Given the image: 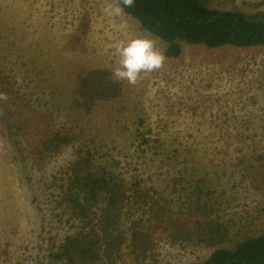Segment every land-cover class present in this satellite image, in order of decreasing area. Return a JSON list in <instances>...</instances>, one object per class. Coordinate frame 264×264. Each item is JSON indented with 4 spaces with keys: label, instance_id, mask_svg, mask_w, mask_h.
<instances>
[{
    "label": "rangeland",
    "instance_id": "obj_1",
    "mask_svg": "<svg viewBox=\"0 0 264 264\" xmlns=\"http://www.w3.org/2000/svg\"><path fill=\"white\" fill-rule=\"evenodd\" d=\"M182 47L166 56L117 0H0V264H67L53 253L84 224L55 209L54 181L80 152L168 196L199 233L155 232L144 259L128 239L102 264H191L264 232V47Z\"/></svg>",
    "mask_w": 264,
    "mask_h": 264
},
{
    "label": "trees",
    "instance_id": "obj_2",
    "mask_svg": "<svg viewBox=\"0 0 264 264\" xmlns=\"http://www.w3.org/2000/svg\"><path fill=\"white\" fill-rule=\"evenodd\" d=\"M117 1L145 31L167 43L164 53L168 57L180 56L182 43L212 49L264 47V11L248 14L240 9L213 8L204 0ZM44 144L45 148L60 146L57 136ZM60 173L62 176H56L58 181H54L58 185L55 209L81 219L84 225L66 235L53 253L55 260L102 264L106 258L120 254L128 239L131 254L135 259H144L154 249L155 232L166 234L174 242L199 236L192 224L174 215L168 196L158 197L149 185L138 184L129 191L117 174L97 168L92 155L78 153ZM128 204L147 208V219L131 218ZM131 219L128 233L124 223ZM191 264H264V232L240 241L234 248L219 247Z\"/></svg>",
    "mask_w": 264,
    "mask_h": 264
},
{
    "label": "bare ground",
    "instance_id": "obj_3",
    "mask_svg": "<svg viewBox=\"0 0 264 264\" xmlns=\"http://www.w3.org/2000/svg\"><path fill=\"white\" fill-rule=\"evenodd\" d=\"M30 71V70H29ZM117 77V76H116ZM216 78V77H215ZM122 93V92H121Z\"/></svg>",
    "mask_w": 264,
    "mask_h": 264
},
{
    "label": "crops",
    "instance_id": "obj_4",
    "mask_svg": "<svg viewBox=\"0 0 264 264\" xmlns=\"http://www.w3.org/2000/svg\"><path fill=\"white\" fill-rule=\"evenodd\" d=\"M2 183H4V182L2 181Z\"/></svg>",
    "mask_w": 264,
    "mask_h": 264
}]
</instances>
